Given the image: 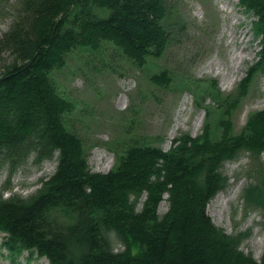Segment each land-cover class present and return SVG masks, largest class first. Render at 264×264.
Returning <instances> with one entry per match:
<instances>
[{"label": "trees", "instance_id": "1", "mask_svg": "<svg viewBox=\"0 0 264 264\" xmlns=\"http://www.w3.org/2000/svg\"><path fill=\"white\" fill-rule=\"evenodd\" d=\"M9 1L12 22L0 38V54L10 57L0 72V167L10 178L29 162L55 161L32 195H0L1 246L9 257L27 252L49 264H264V252L258 261L240 248L249 231L226 234L206 213L227 188L224 165L246 157L249 182L240 198L264 224V110L249 114L239 131L232 120L256 76L264 75V0H237L252 18L258 52L233 92L223 95L210 82L213 108L196 99L206 111L201 134L179 136L166 151L130 140L114 150L106 174L90 171L69 121L74 105L51 74L76 49L108 45L137 69L159 59L171 40L166 0H0V15ZM171 79L161 70L150 82L167 87Z\"/></svg>", "mask_w": 264, "mask_h": 264}, {"label": "rangeland", "instance_id": "2", "mask_svg": "<svg viewBox=\"0 0 264 264\" xmlns=\"http://www.w3.org/2000/svg\"><path fill=\"white\" fill-rule=\"evenodd\" d=\"M166 3L169 14L165 24L171 40L159 59L148 60L142 69H137L108 45L93 52L76 49L67 55L64 67L51 74L59 92L74 105L69 121L85 144L92 172L108 173L116 162L114 150H122L130 140H147L150 146L166 151L179 136L200 135L206 111L197 105L196 99L213 108L207 98L210 82L216 81L219 91L229 94L256 59L258 42L251 33L252 18L237 0H166ZM5 5L0 15V38L12 22L14 3L9 1ZM224 6L232 11L231 18L221 12ZM9 59L8 53L0 54V72ZM161 70L172 77L167 87L150 82ZM259 110H264V75L256 76L247 97L234 112L235 131L244 126L249 114ZM198 117L200 125L195 130ZM216 122L217 115L213 113L211 123ZM261 159L264 163V155ZM31 163L10 178L7 170L0 167L3 198L32 195L39 189L40 181L55 168V161L41 166ZM249 167L246 157L224 165L221 172L228 177L227 188L210 200L206 213L226 234L249 231L240 248L259 261L264 252L263 218L258 212H246L240 198L241 190L249 182L246 177ZM165 211L166 204L162 202L159 212ZM2 242L0 234V264H49L36 255L30 258L27 252L12 260ZM116 248L121 246L117 244Z\"/></svg>", "mask_w": 264, "mask_h": 264}, {"label": "bare ground", "instance_id": "3", "mask_svg": "<svg viewBox=\"0 0 264 264\" xmlns=\"http://www.w3.org/2000/svg\"><path fill=\"white\" fill-rule=\"evenodd\" d=\"M221 12L224 14V16H227V17H230V18H231L232 11H230L228 7H225V6H224V7L221 9ZM200 118H201V117H198V118L196 119V122H195V130H196V129L199 127V125H200ZM171 133H174V129L172 130Z\"/></svg>", "mask_w": 264, "mask_h": 264}]
</instances>
